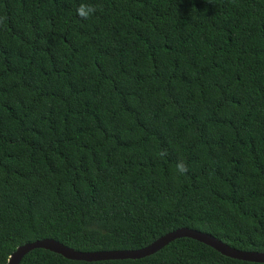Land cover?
I'll list each match as a JSON object with an SVG mask.
<instances>
[{
	"label": "trees",
	"instance_id": "16d2710c",
	"mask_svg": "<svg viewBox=\"0 0 264 264\" xmlns=\"http://www.w3.org/2000/svg\"><path fill=\"white\" fill-rule=\"evenodd\" d=\"M180 227L264 252V0H0V264ZM18 264L264 263L179 237Z\"/></svg>",
	"mask_w": 264,
	"mask_h": 264
},
{
	"label": "water",
	"instance_id": "95a60500",
	"mask_svg": "<svg viewBox=\"0 0 264 264\" xmlns=\"http://www.w3.org/2000/svg\"><path fill=\"white\" fill-rule=\"evenodd\" d=\"M179 237L194 239L209 246L221 255L229 258L264 263V252L234 249L207 233L186 227H180L156 237L145 246L137 249L98 250L84 252L74 250L52 239H37L16 246L15 249L9 254L6 264H18L21 257L34 248L46 249L70 260L99 261L114 259H137L156 252L170 241Z\"/></svg>",
	"mask_w": 264,
	"mask_h": 264
},
{
	"label": "clouds",
	"instance_id": "9594fccd",
	"mask_svg": "<svg viewBox=\"0 0 264 264\" xmlns=\"http://www.w3.org/2000/svg\"><path fill=\"white\" fill-rule=\"evenodd\" d=\"M96 11H97V6L92 5V4H84V3H81L79 6H77V9H76L77 15L81 19H84V20L93 16L96 13ZM166 155H167V152L163 150L159 153L160 157H165ZM176 171L180 175L187 174L189 171V166L186 162H184L181 159L176 163Z\"/></svg>",
	"mask_w": 264,
	"mask_h": 264
}]
</instances>
